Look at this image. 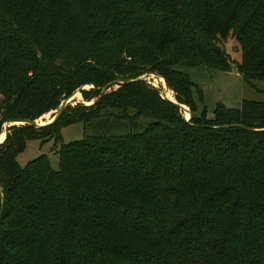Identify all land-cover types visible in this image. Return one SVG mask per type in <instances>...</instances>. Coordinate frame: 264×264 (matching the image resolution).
Segmentation results:
<instances>
[{
	"label": "trees",
	"instance_id": "16d2710c",
	"mask_svg": "<svg viewBox=\"0 0 264 264\" xmlns=\"http://www.w3.org/2000/svg\"><path fill=\"white\" fill-rule=\"evenodd\" d=\"M234 65L264 81V0H0V133L95 86L0 143V264H264V101L208 117L184 69ZM148 73L190 122L147 80L101 89ZM77 122L58 170L46 154L19 163Z\"/></svg>",
	"mask_w": 264,
	"mask_h": 264
},
{
	"label": "rangeland",
	"instance_id": "374dc122",
	"mask_svg": "<svg viewBox=\"0 0 264 264\" xmlns=\"http://www.w3.org/2000/svg\"><path fill=\"white\" fill-rule=\"evenodd\" d=\"M226 49L231 54L233 61L240 59L242 51L240 45L231 36L226 43ZM190 73L192 79L202 90V98L198 90L194 92L195 100L198 104L199 113L206 109L207 116L213 117L214 111L218 104H223L228 108H238L246 99L264 101V81L255 78H247L237 70L236 65L231 71H222L207 67H193L184 68ZM148 77L151 83L160 88L163 95H166L164 82L158 81L159 76L155 73L143 75ZM157 79V80H156ZM118 86H114L117 88ZM89 88V86H87ZM169 89H171L169 87ZM172 90V89H171ZM173 91V90H172ZM174 99L176 93L173 91ZM85 103L82 93L72 100V105L77 103ZM87 103V102H86ZM56 110H52L39 118L42 123L50 122L56 114ZM48 114V115H47ZM185 118L188 114L184 112ZM8 122L3 125V130L0 137L5 132ZM85 129L82 122H77L66 126L62 129V140L55 139L42 142L39 139H31L27 142L25 150L19 154L18 161L22 166H26L30 161L46 154L49 157L52 168L58 170L60 167V157L58 150L62 143H69L71 141L79 140L84 137Z\"/></svg>",
	"mask_w": 264,
	"mask_h": 264
},
{
	"label": "water",
	"instance_id": "95a60500",
	"mask_svg": "<svg viewBox=\"0 0 264 264\" xmlns=\"http://www.w3.org/2000/svg\"><path fill=\"white\" fill-rule=\"evenodd\" d=\"M156 76H159L161 78H163L165 80V84L167 86V88L169 89V85L167 83V80L155 73ZM139 80H147L148 82L151 83V81H149L148 77H145V76H141V77H138V78H127V79H115L113 80L110 84L106 85V86H103L101 89L102 90H108L110 89L111 87L113 86H118L121 84V83H130V82H133V81H139ZM92 87H95L94 85H89V88H92ZM87 88V85H83L81 86L80 88H78L77 90H75L68 98H66L62 104L60 105L59 109L56 111V114L55 116L53 117V119L50 121V122H47V123H42L39 121V119H16V120H11V121H8V124L6 125V128H5V133H6V138L8 136V134L10 133V128L14 125H21V124H31V125H37V126H44V125H47V124H50V123H53L55 121H57L63 114L64 110L66 109V107L72 103V100L76 97L77 93H81V91L83 89H89ZM165 98L173 101L174 103H176L180 109L183 111V112H189L190 116L188 118H186V120L188 122H190L191 118H192V112L190 110V108L185 105V104H181L179 103L176 99H173V98H170L166 95H163ZM235 125H239V126H243L241 124H232V126H235ZM226 126H230V125H226ZM5 138V139H6ZM5 139L3 141L0 140V143H3L5 141ZM0 193H1V196H2V207H1V211H0V219L2 218V215H3V212H4V208H5V193H4V190L2 189V187L0 186Z\"/></svg>",
	"mask_w": 264,
	"mask_h": 264
},
{
	"label": "bare ground",
	"instance_id": "6f19581e",
	"mask_svg": "<svg viewBox=\"0 0 264 264\" xmlns=\"http://www.w3.org/2000/svg\"><path fill=\"white\" fill-rule=\"evenodd\" d=\"M156 80H157V79H156ZM158 81L164 82L163 84H164V87H165V89H166V94H167V96L170 97V98H173V99H174L173 91H172L171 89H168V88H167V86H166V84H165V80H164L163 78L160 77ZM87 86H89V85H87ZM79 94H80V93H77L76 96H79ZM186 113L188 114V117H189V116H190L189 112H186ZM47 115H48V114H47ZM5 138H6V133L3 132V134H2L1 137H0V140L3 141Z\"/></svg>",
	"mask_w": 264,
	"mask_h": 264
}]
</instances>
